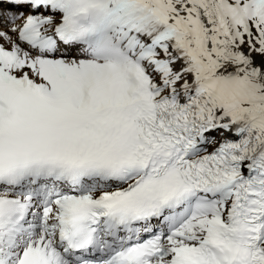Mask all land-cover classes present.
Wrapping results in <instances>:
<instances>
[{
	"label": "snow or ice",
	"instance_id": "snow-or-ice-1",
	"mask_svg": "<svg viewBox=\"0 0 264 264\" xmlns=\"http://www.w3.org/2000/svg\"><path fill=\"white\" fill-rule=\"evenodd\" d=\"M0 264H264V0H0Z\"/></svg>",
	"mask_w": 264,
	"mask_h": 264
}]
</instances>
